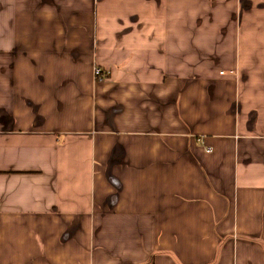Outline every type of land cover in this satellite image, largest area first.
<instances>
[{
    "label": "crops",
    "instance_id": "obj_1",
    "mask_svg": "<svg viewBox=\"0 0 264 264\" xmlns=\"http://www.w3.org/2000/svg\"><path fill=\"white\" fill-rule=\"evenodd\" d=\"M0 264H264V0H0Z\"/></svg>",
    "mask_w": 264,
    "mask_h": 264
},
{
    "label": "built area",
    "instance_id": "obj_2",
    "mask_svg": "<svg viewBox=\"0 0 264 264\" xmlns=\"http://www.w3.org/2000/svg\"><path fill=\"white\" fill-rule=\"evenodd\" d=\"M94 73H95V77L98 79H104L106 77V74H104L102 68L96 67Z\"/></svg>",
    "mask_w": 264,
    "mask_h": 264
},
{
    "label": "rangeland",
    "instance_id": "obj_3",
    "mask_svg": "<svg viewBox=\"0 0 264 264\" xmlns=\"http://www.w3.org/2000/svg\"><path fill=\"white\" fill-rule=\"evenodd\" d=\"M219 173H220V176L222 175L223 173V170L221 168H219Z\"/></svg>",
    "mask_w": 264,
    "mask_h": 264
}]
</instances>
